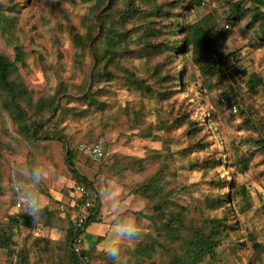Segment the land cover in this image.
<instances>
[{"label": "rangeland", "instance_id": "374dc122", "mask_svg": "<svg viewBox=\"0 0 264 264\" xmlns=\"http://www.w3.org/2000/svg\"><path fill=\"white\" fill-rule=\"evenodd\" d=\"M93 1H80L74 5L69 0H0L5 8L2 12L8 20L0 22V48L9 56H13L17 45L24 50L25 61L19 69L35 96L51 92V79H47L44 67L56 63L57 52L61 53L65 63V70L60 69V78L69 82L81 81V77L71 78L74 46L70 32L72 28L79 27L81 17ZM205 1L204 5L186 9L183 14L190 21L210 16L209 34L223 33L226 36L224 40H216L220 51L225 54L239 51L236 59L228 60L226 78L201 76L190 51H173L176 61L174 64L165 63L166 69L177 78L183 70L185 76L177 81L178 85L173 87L168 98L160 99L155 94L141 97L139 93L124 88L117 78L102 84L97 91L101 107L97 111H88L84 115L72 113L63 120L58 119L62 120L60 125H65L71 137L79 139L80 144L92 138L105 137L111 149L110 155L131 161L136 166L124 172L109 171L106 164L101 163L102 159L94 161L79 152L75 165L94 182L101 205L100 220L86 227L90 239H83L81 243L82 248L90 250L95 245L88 264H113L106 249L118 224L134 221L142 230L143 240L151 233L147 228L150 220L144 215L148 213L147 200L133 189L139 184H159L155 169L163 162L176 173L167 177L166 189L182 206L201 205L205 195L211 194L206 180L212 179L214 174L225 179L220 192L228 191L225 183L230 178L235 185L243 184L249 190L250 208L240 212L233 206L231 213L227 212L228 221L233 225L229 230L230 238L222 239L216 245L215 253H206L198 264H207L208 260L210 264H264V156L258 149L251 148V139L263 133L264 84L254 92L246 86L248 75L258 73L264 78V44L251 45L239 25L226 28L221 23L216 24V17L211 13H215L217 4L213 0ZM247 2L249 0H243V4ZM142 3L146 4V0ZM9 4L17 10L9 11ZM11 19L13 22L9 23ZM166 35L164 28L160 40ZM113 45L114 42L106 40L100 51ZM161 60L162 57L157 56L154 61ZM182 60L183 65L180 64ZM55 77L59 79L56 74ZM68 105L76 106V103L70 101ZM133 106L144 112L143 123L135 124L133 128L124 123L114 130L99 126L101 111L108 116L103 115L104 119H110L115 110ZM149 123L155 125L153 134H138ZM86 131H90L92 136L84 137ZM15 133L12 122L4 111H0L2 138L9 139ZM215 159L219 162L213 167ZM245 159L249 164L243 170L241 165ZM35 167L43 169L47 177L41 185L42 207L55 211L56 217L71 213L76 218L82 214L76 182L65 164L64 143L56 139L37 140L25 143L21 152L5 154L0 159V225L8 223L9 215L15 211L12 207L14 184L25 179L17 170ZM206 167L209 177L203 173ZM94 200L93 197L92 203ZM228 203L233 205V198ZM224 209L219 207L214 213ZM180 211L185 212L184 209ZM188 218L194 221L193 216ZM251 233L259 245H253ZM152 236L157 238L158 244L152 256L142 261H136L130 254L138 242H121L119 264H168L165 248H172L174 242L164 234L153 233ZM37 237H44L45 241L33 245L32 241ZM183 238L186 242L188 235L184 234ZM22 243L30 247L26 263L17 257V249ZM100 251L104 252L102 256ZM67 255L65 231L38 220L34 226L20 229L16 244L11 248H0V264H56L59 258L65 259Z\"/></svg>", "mask_w": 264, "mask_h": 264}, {"label": "trees", "instance_id": "16d2710c", "mask_svg": "<svg viewBox=\"0 0 264 264\" xmlns=\"http://www.w3.org/2000/svg\"><path fill=\"white\" fill-rule=\"evenodd\" d=\"M69 1L75 5L86 0ZM142 1L95 0L81 17L79 27L72 28L70 38L74 52L70 67L71 78L81 77L79 83L60 78V69L65 70V63L61 53L57 52L56 63L44 67L47 79H51L49 82L51 92L35 96L19 69V65L25 61L24 50L17 45L13 56H9L0 48V111L5 112L16 131L9 139H3L0 135V159L5 154L21 152L27 142L60 140L64 143L65 164L76 184H82L95 194V200L88 208L84 228L77 226V217H72L71 213L56 217L55 211L43 207L39 219L33 221L23 210L15 209L9 215L8 223L0 225V248L9 249L15 245L22 227H32L38 220H44L45 224H53V227L65 231L68 255L65 259L59 258L56 264H88L93 256L95 245L91 246V250L82 246L76 250L75 238L83 234L85 239H90L86 227L100 220L98 215L101 205L94 182L83 175L75 165L80 152V141L71 137L65 130V125H60V122L69 114L84 115L88 111H97L101 108L96 93L102 84L119 78L124 88L139 93L141 97L155 94L160 99L168 98L173 87L178 85L177 81L185 76L183 70L180 72L181 76L177 78L166 69L165 63L174 64L176 61L173 51H190L191 59L201 76L211 78L219 75L226 78L228 60L236 59L239 51L227 54L220 51L216 40L218 38L224 40L226 36L223 33L209 34L210 16L190 21L183 14L186 9L204 5L205 0H146V4ZM213 1L217 5L214 7L215 13H211V16L216 17V24L221 23L223 27L225 24L229 27L239 25L243 33L249 37L251 45L264 44V0H249L246 4H243V0ZM14 7L9 4L8 10L14 12L17 10ZM171 9L173 13H170ZM4 10L0 2V22H8L7 15L2 12ZM178 14L182 15L178 17ZM13 17L14 15H11V18ZM10 21L13 22V19L9 20V23ZM164 28L167 35L160 40ZM106 40L114 42V45L101 52L100 46ZM157 56L162 57V60L155 62ZM183 63L184 60L180 61V64ZM55 74L59 77L58 80ZM263 84L262 75L258 73L248 75L246 86L250 92H254ZM70 101L75 102L76 106H69ZM103 115L108 117L101 111L98 124L105 130H114L124 123L133 128L135 124L145 121L144 112L135 106L115 110L109 116L110 119H104ZM59 118L62 120L59 121ZM261 129L263 133L251 139V148L258 149L264 156V125ZM154 130L155 125L149 123L143 126L138 134L151 136ZM90 133L86 131L83 135L89 138V135L92 136ZM96 139L97 137L86 142H93ZM102 162L109 171L124 172L136 167L133 162L123 161L113 155L103 158ZM218 162L219 159H215L213 167ZM248 164L249 161L245 159L241 165L243 170L248 168ZM155 171L160 185L139 184L133 189L147 200L148 213L144 215L150 220L147 228L151 233L146 235L144 240L139 239L130 254L136 261L151 257L158 244L157 238L152 236L153 233L164 234L174 242L172 248H165L168 264H198L206 253H215V247L222 239L230 238L229 230L233 229V225L228 221L227 212L231 213L233 206L240 212L247 211L250 208L249 190L243 184L235 185L230 178L225 183L228 191L220 192V186L224 184L225 179L214 174L212 179L206 180L211 194L205 195L202 204L194 207L182 206L172 199L171 192L165 185L167 177L176 173L166 162L160 163ZM203 173L209 177L207 167ZM231 198L234 201L233 205L228 203ZM16 199L15 193L12 197L14 208ZM79 201L82 203L80 199ZM219 207L225 209L214 213ZM183 209L185 212L180 211ZM188 216H193L194 221H190ZM184 234L188 235L186 242L183 240ZM250 240L253 245H259L253 233ZM39 241H45V238L37 237L32 244H39ZM29 250L30 247H26L24 243L19 245L17 257L20 258V262L28 261ZM103 254V251L99 252L100 256ZM124 258L128 259V256ZM207 264H210V260Z\"/></svg>", "mask_w": 264, "mask_h": 264}, {"label": "clouds", "instance_id": "9594fccd", "mask_svg": "<svg viewBox=\"0 0 264 264\" xmlns=\"http://www.w3.org/2000/svg\"><path fill=\"white\" fill-rule=\"evenodd\" d=\"M17 171L25 179L17 182L13 191L17 194V200L24 213L35 221L39 219L43 211L41 185L45 183L47 177L44 175V170L39 167L31 170L21 168ZM113 233L114 236L106 249V254L113 264H119V244L126 241L133 244L138 242L142 236V230L134 221H129L116 225Z\"/></svg>", "mask_w": 264, "mask_h": 264}, {"label": "built area", "instance_id": "2783aa9c", "mask_svg": "<svg viewBox=\"0 0 264 264\" xmlns=\"http://www.w3.org/2000/svg\"><path fill=\"white\" fill-rule=\"evenodd\" d=\"M225 27H229L228 24H225ZM212 57H214V55H212ZM79 151H81L82 154L94 161H100L111 153V149L108 146V141L105 137H98L93 142L85 141L81 143L79 146ZM76 191L80 197V200L82 201L83 207L82 214H78L77 216V226L80 228H84V221L88 216V208L92 204L93 197L95 199V194L87 190L82 184H76ZM15 209L16 211L23 210L17 199L15 202ZM83 239H85L83 234H80L75 238L76 250H79L81 248Z\"/></svg>", "mask_w": 264, "mask_h": 264}]
</instances>
